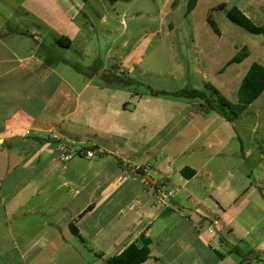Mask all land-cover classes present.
<instances>
[{"label":"crops","instance_id":"0c3cea01","mask_svg":"<svg viewBox=\"0 0 264 264\" xmlns=\"http://www.w3.org/2000/svg\"><path fill=\"white\" fill-rule=\"evenodd\" d=\"M84 1V5L91 2ZM202 5L209 26V16L225 12L227 17L228 11L236 7L256 26L264 27V0H197L189 14ZM78 15L77 12L74 20ZM78 31L80 27L74 21V32ZM219 31L217 36L223 38L224 31ZM255 36L262 38L253 43L238 41L248 50L242 57L235 56L238 43L232 41L235 55L217 70L220 76L235 73L231 77L234 101L224 92L228 84L214 86L234 105L239 103V89L251 66L264 67V34ZM236 57L239 61H232ZM74 71L84 76L82 69ZM89 84L78 92L74 85L76 109L69 122L74 124V134L71 132L68 140L61 138L75 157L66 162L59 159L58 163L55 152L62 150L63 143L53 147L39 140L41 147L36 151L13 156L17 163L8 169L7 177L22 170L23 179L4 189L0 178V264H105L132 244L141 247L144 239L151 243L149 258L142 264H264V228L256 234L247 231L244 245L234 225L236 215L232 216V210L246 190L240 197L238 191L216 182V172L209 169L215 165L212 161L220 160L229 140L240 143L237 157L248 161L254 156L251 149H244L233 122L248 113L261 118L264 92L233 121L208 105L209 110H195L190 103L170 100L174 114L163 124H145L144 128L150 125L154 129L151 139L135 149L119 125L96 124L90 117L88 124L77 122L82 114L83 91ZM158 100L141 96L135 110H150ZM108 111L104 108L103 113ZM62 127L56 125L50 132L64 131ZM83 127L109 137L91 142L94 139L81 137ZM14 136L4 135L2 139ZM23 139L24 136L18 142ZM81 150L97 154L92 158L81 155L73 163ZM130 158L135 162L131 163ZM1 160L0 157V176ZM62 163L66 165L60 168ZM139 165L149 166L150 170L135 171L134 166ZM171 186L180 188L183 200L176 201ZM162 190L172 192L174 197L163 199ZM259 224L254 221L250 228Z\"/></svg>","mask_w":264,"mask_h":264},{"label":"rangeland","instance_id":"374dc122","mask_svg":"<svg viewBox=\"0 0 264 264\" xmlns=\"http://www.w3.org/2000/svg\"><path fill=\"white\" fill-rule=\"evenodd\" d=\"M84 2L0 0V139L4 135L24 136L18 143L0 141V178L4 189L25 175L19 170L7 177L8 169L17 163L13 161L15 154L36 151L41 147L39 140L53 147L63 143L61 147L66 148L61 138L68 140L70 133L74 134V124H69L76 109L74 85L78 92L90 82L83 91L82 114L77 122L88 124L90 117L96 124L119 125L132 140L131 147L139 149L154 131L150 125L144 128L145 124H163L174 114L168 101L190 103L195 110L208 109L204 101L176 94L197 90L220 104L223 96L216 93L215 87L228 84L229 89L224 88V92L234 101V71L220 76L217 70L235 55L232 41L253 43L262 38L232 24L225 12L213 18L224 31L223 38H219L207 23L204 6L189 14L188 0H91L87 5ZM74 21L80 27L79 33L74 32ZM65 37L66 41L60 44L59 40ZM246 54L247 47L238 43L235 56ZM74 66L78 71L82 69L85 77L75 73ZM141 96L159 100L150 110H135V102ZM104 108L109 109L106 114ZM259 116L258 119L248 113L233 122L244 149H251L254 156L248 161L237 157L240 143L233 139L225 145L220 160L209 166L216 172L215 181L219 184L238 191L240 197L246 190L232 210L244 245L247 231L256 234L264 228V113ZM56 125L63 126L64 131L50 132ZM81 137L94 139L93 142L109 135L99 130L92 133L83 127ZM87 146L95 149L91 144ZM63 153L55 152L56 162H66ZM66 153L72 159L75 157L73 150ZM76 155L73 163L81 156L79 152ZM133 159L130 158L131 163L135 162ZM143 167L150 170L149 166ZM171 187L176 201L183 200L185 195L180 188ZM254 221L261 224L251 229Z\"/></svg>","mask_w":264,"mask_h":264},{"label":"trees","instance_id":"16d2710c","mask_svg":"<svg viewBox=\"0 0 264 264\" xmlns=\"http://www.w3.org/2000/svg\"><path fill=\"white\" fill-rule=\"evenodd\" d=\"M197 4V0H189L187 5V11L191 12ZM227 17L230 21L242 27L249 33L260 35L264 34V27L256 26L248 17H246L239 9L236 7L231 8ZM208 22L215 33L219 34V28L217 23L214 21L212 16L208 17ZM65 38H61L59 43H63L66 41ZM234 62L239 61V58H234L232 60ZM76 70L79 68L74 66ZM264 92V67L259 66L257 64H253L244 78L240 89H239V103L234 105L227 101L224 97H221V103H216L204 92L197 90H184L176 96L183 97L189 100H201L204 101L211 110L217 112L222 115L229 121H233L245 108L247 105L255 101L262 93ZM217 94L219 92L216 91ZM226 108H229L230 111L227 112ZM190 172L194 173L192 170L188 169ZM182 174H185V170L182 171ZM151 241L148 239L143 240L142 246H137L132 244L125 251H123L120 255L115 256L109 259L105 264H142L144 263L150 255V245Z\"/></svg>","mask_w":264,"mask_h":264},{"label":"built area","instance_id":"2783aa9c","mask_svg":"<svg viewBox=\"0 0 264 264\" xmlns=\"http://www.w3.org/2000/svg\"><path fill=\"white\" fill-rule=\"evenodd\" d=\"M69 150L66 148H62V152H64L62 154V159H64L65 161H69L71 158V156L67 155L66 152H68ZM80 154L83 155V156H86L88 158H92L94 157L95 155V152L92 151V150H81L80 151ZM134 169L135 171H138V172H144L146 171V169L148 170L149 168L148 167H143V166H134ZM161 197L163 199H166V198H173L174 197V194L172 192H167L166 190H162L161 191ZM217 224V223H215Z\"/></svg>","mask_w":264,"mask_h":264},{"label":"water","instance_id":"95a60500","mask_svg":"<svg viewBox=\"0 0 264 264\" xmlns=\"http://www.w3.org/2000/svg\"><path fill=\"white\" fill-rule=\"evenodd\" d=\"M21 139H22V136H14V137H12L10 139H6V140L0 139V141L2 142V144L3 143L12 144V143H15V142H17L18 140H21Z\"/></svg>","mask_w":264,"mask_h":264}]
</instances>
